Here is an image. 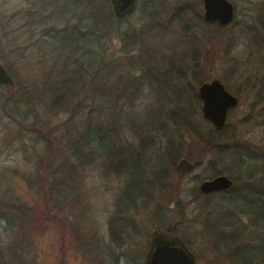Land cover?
I'll use <instances>...</instances> for the list:
<instances>
[{
	"label": "trees",
	"instance_id": "16d2710c",
	"mask_svg": "<svg viewBox=\"0 0 264 264\" xmlns=\"http://www.w3.org/2000/svg\"><path fill=\"white\" fill-rule=\"evenodd\" d=\"M31 2L21 10L24 21L20 31L9 34L2 27L0 33V61L14 80L11 86L0 84V113L20 130L19 145H24L25 139L31 140L34 158L36 154L29 173L16 169L14 172L41 198L29 205L0 195V218L25 241L16 243L15 258L24 259L22 249L31 241L32 228L57 218L78 248L86 245L82 249L85 256L96 248L102 251L103 247L89 240L88 234L84 237L83 228L80 229L81 223L91 227L83 174L90 161L100 158L106 169L121 179L131 173L136 176L132 184L124 182L120 187L116 207L106 222L109 241L117 247H123L132 238L131 231L137 230L136 214L151 207L156 190L158 195L163 193V201L167 200L157 202L152 209L160 223L158 228L183 235L178 225L181 220L189 215L194 220L201 218V234L220 238L229 248L228 254H221L227 264H264V246L259 247L257 239L258 232L264 239V207L256 220L244 209V205L264 202V141L244 139L238 129L230 130L228 121L217 130L202 119V101L191 81L202 80L197 51L192 50L194 62L189 66L184 64L182 55L176 58L173 47L165 42V37L179 32L178 36L187 38L190 44L189 37L198 38L194 30L200 25L214 27L222 42V31L228 25L221 26L215 20L206 22L194 9L196 22H186L176 30L169 22L171 17L166 24L160 22L162 9L156 0L144 1L139 6L140 24L128 22L126 27L122 25L127 17L117 18L108 0H73L80 9L67 14L50 0ZM193 3L194 0L175 4L178 7L173 18L186 14ZM258 5L252 21L240 30L250 53L258 54L261 69L254 77H246V90L255 93L253 105L264 101V0ZM114 38L120 42L118 54L111 49ZM227 41L225 52L229 55L235 40ZM206 53L208 57V50ZM16 61L41 70L44 107L40 111L32 104V90H24L25 86L16 78ZM167 79L175 80L183 94L167 104H159L154 93L166 85ZM144 88L149 97L141 105ZM60 117L64 118L57 121ZM129 129L138 137L136 144H125L128 141L122 134ZM191 146L196 150L189 151ZM154 150L167 157L166 164L157 172L145 159L146 153ZM207 153L213 154L209 164L215 175H228L233 184L210 193H202L196 187L185 202L180 186L184 172L176 167L177 160L184 155L196 167ZM116 155L121 157L118 162ZM226 157L232 159L231 166L239 171L216 167L218 160ZM0 174V181H6L10 175L4 170ZM177 175L178 180H173ZM188 205L192 206L190 211ZM174 215L178 217L172 222ZM61 232L64 233L63 228ZM242 245L247 257L239 259L234 249ZM100 264H106L102 258Z\"/></svg>",
	"mask_w": 264,
	"mask_h": 264
},
{
	"label": "rangeland",
	"instance_id": "374dc122",
	"mask_svg": "<svg viewBox=\"0 0 264 264\" xmlns=\"http://www.w3.org/2000/svg\"><path fill=\"white\" fill-rule=\"evenodd\" d=\"M31 1L42 2L43 0H0V33L2 27H5L9 34H12V31L16 29L20 31V24L24 21L21 18V10L28 8L30 3H32ZM144 1L138 0L137 9L123 21V27H126L128 22H132L134 25L140 24L139 12L141 10L139 6ZM156 1L158 2L156 5L162 9L160 22L166 24V20L171 17L169 22L175 26L174 28L176 30H178L177 27H184L186 22H196L195 16L197 15L195 12L199 11L203 14L202 0H194V3L191 5L192 8H189L190 10L188 9L186 14H176L175 18H173V14L176 6L178 7L175 4L193 0ZM230 1L235 7L236 17L233 25H228L223 29L222 33L224 35L222 42L218 40L219 32H215L214 27L206 25H200L194 30L198 36L195 40L187 34L191 41L190 44L187 38H180L178 36L179 32L173 33L169 38L165 37V42L170 44L173 47L172 50L177 53L174 56L179 58L182 55L185 61L184 64H188L189 66L194 62L192 50L195 49L197 51L196 58L199 62V75L202 77L200 82H196V79L191 80L192 82L194 81L196 88H198L200 83L212 78H218L225 87L226 85L228 88L230 86L231 89L229 88L228 90L238 97V105L229 111L227 117L230 130L238 129L240 131L238 134H241V137L244 139L264 141V101L253 105L255 93L246 90L248 80H246V77L248 75L254 77L255 74L261 71V69H258L257 64L258 54L254 52V54L250 53L251 48L249 44H246L247 40L244 39L240 31L246 22L252 21L253 10L259 7L258 4L262 0ZM50 2L54 7L63 9L62 11L65 14L77 13L80 9L79 6L74 4L73 0H50ZM194 9H196L195 12L193 11ZM229 38H234L235 45L228 50L230 54L227 55L228 53L225 51L228 48L227 40ZM119 46L120 42L117 38H114L111 43V49L114 51V54L119 53ZM234 65L237 66L236 69ZM13 68L16 78L21 81L22 87L23 85L25 86L24 90L27 91V88L32 90V104H34L36 110L40 111L44 107L40 68L38 66L27 67L21 61L14 62ZM188 69L191 70L190 67ZM178 88L180 87L175 80L167 79L166 85L154 93L157 103L167 104L170 100L178 98L183 94V91ZM146 89H143L145 95L141 97V105H145L148 102L149 94ZM62 118L64 117H60L57 121H61ZM202 119H204L203 116ZM19 131L16 124L10 118L0 113V172L4 170V172L10 174L6 181H0V195H9L18 202H24L30 205L41 200V198L37 196L34 189L28 187L22 177L15 174L14 169L23 174L29 173L33 169L36 154L34 153V158L32 155L31 140L25 139L24 145H19L17 140ZM122 136L128 141L125 144H129L130 142L136 144L138 142V137H135L130 129L122 134ZM193 149L196 150L194 146L188 148L189 151ZM115 157L116 162L121 158L118 155ZM181 157L185 156L182 155ZM212 158L213 154H205L200 165L191 167L180 176V186L182 185L181 194L185 197L183 198L185 202L191 198V192L199 186L202 180L215 176L214 170L209 164ZM145 159L150 162L148 164L155 172L164 167L167 162V157L159 154L157 150L146 153ZM231 160L229 157H226L224 160H218L216 167L219 169L225 166L231 171H234L236 168L234 169L231 166V164L233 165ZM85 168L83 174L84 189L86 194H89V197L87 196L86 199H89L90 202V211L88 214L90 220L88 223L91 227L86 228L87 224L81 223L80 229L82 230L83 228L81 232L85 233L83 235L84 237H87L88 234L89 240L92 239L94 244H100L103 247L102 251L100 252L96 248L92 251V254L85 256L82 249L86 245L85 247L80 246L78 248L74 238L67 232L62 222L57 218L55 221L47 222L45 220L42 222L45 223L43 226L34 227L30 230L31 241L23 247L22 252L24 253L22 254L24 255V259L20 261V259L15 258L14 249L16 248V243L24 244L25 241L23 242L22 238L13 229L11 230L8 227L6 220L0 218V248L3 252V260L0 261V264H4L5 262L7 264H100L101 258L106 264L142 263L149 245L151 232L160 227V223L154 216L152 209L157 202L161 203V200L163 201V193L158 195L157 191H154V200L151 203V207L145 211H139L136 214L135 223L138 231H131L132 238L123 247L119 248L109 241L106 222L116 207L114 203L120 193V187L124 186V182L127 185L132 184L136 176L134 173H131L127 178L121 179V177L106 169L105 164H103L100 158L90 161V164ZM236 171L239 170L237 169ZM243 171L241 173H244ZM177 178L178 175L173 180L176 181L178 180ZM165 201L167 200L165 199ZM191 207V205H188L187 210L190 211ZM263 207L264 202L261 203L260 201L252 206L244 205V209L249 211V216L253 220H256L257 216L261 215L259 212ZM188 211L187 213H189ZM172 217H175L174 219L172 218V222H175L178 216L174 215ZM201 220V218L194 220L192 215L187 216L178 223L183 235L177 234L185 239L186 242H189L190 245L188 244V246L195 255L196 264H227L225 257L221 254H225V252L228 254L229 248H225L220 238L213 235L201 234ZM61 228L64 229V233L61 232ZM258 233V245L262 247L264 246V239L260 234L261 232ZM84 240L85 238L83 239V245L85 243ZM89 246L92 247V243ZM234 251L239 259L247 257L246 249L243 245L240 248L234 249Z\"/></svg>",
	"mask_w": 264,
	"mask_h": 264
},
{
	"label": "water",
	"instance_id": "95a60500",
	"mask_svg": "<svg viewBox=\"0 0 264 264\" xmlns=\"http://www.w3.org/2000/svg\"><path fill=\"white\" fill-rule=\"evenodd\" d=\"M114 15L123 19L135 8V0H108ZM203 20L217 21L221 26L229 25L234 19V6L230 0H202ZM14 80L8 69L0 62V84H13ZM201 112L205 120L219 130L227 122L228 113L238 105V97L231 93L218 78H212L198 85ZM176 167L184 172L192 167V162L185 157L178 159ZM233 180L228 175L218 174L199 183L202 193L222 191L232 186ZM141 264H196L195 255L185 240L177 233L154 229Z\"/></svg>",
	"mask_w": 264,
	"mask_h": 264
},
{
	"label": "flooded vegetation",
	"instance_id": "af4514ba",
	"mask_svg": "<svg viewBox=\"0 0 264 264\" xmlns=\"http://www.w3.org/2000/svg\"><path fill=\"white\" fill-rule=\"evenodd\" d=\"M146 1V0H145ZM137 5H138V0H135V8H134V11L136 10L137 8ZM234 6V5H233ZM202 7H203V1H202ZM133 11V12H134ZM234 11H235V7H234ZM202 17H203V14H202Z\"/></svg>",
	"mask_w": 264,
	"mask_h": 264
}]
</instances>
